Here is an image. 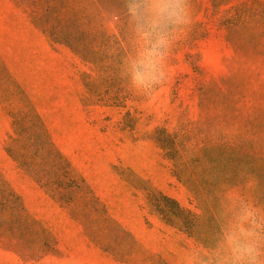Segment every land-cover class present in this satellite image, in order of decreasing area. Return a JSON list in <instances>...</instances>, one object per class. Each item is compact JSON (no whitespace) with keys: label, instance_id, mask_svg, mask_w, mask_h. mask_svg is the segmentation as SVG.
Masks as SVG:
<instances>
[{"label":"rangeland","instance_id":"obj_1","mask_svg":"<svg viewBox=\"0 0 264 264\" xmlns=\"http://www.w3.org/2000/svg\"><path fill=\"white\" fill-rule=\"evenodd\" d=\"M244 208L264 225V0H0V264H228Z\"/></svg>","mask_w":264,"mask_h":264},{"label":"clouds","instance_id":"obj_2","mask_svg":"<svg viewBox=\"0 0 264 264\" xmlns=\"http://www.w3.org/2000/svg\"><path fill=\"white\" fill-rule=\"evenodd\" d=\"M135 16V9H130ZM156 11L160 15L172 17H187L186 10L180 8L179 3H169L157 6ZM145 37L148 33H143ZM165 41L161 38L151 47L142 53V59L138 62L146 71L141 74L136 72L134 80L138 85H145V82H156L159 79L157 72L158 64L163 63L164 54L160 52V45ZM162 75V72L160 73ZM256 213L253 209L244 208L235 218L233 224L226 233V245L229 252L228 264H264V251L261 248V242L264 241L258 229L264 227L257 223Z\"/></svg>","mask_w":264,"mask_h":264}]
</instances>
